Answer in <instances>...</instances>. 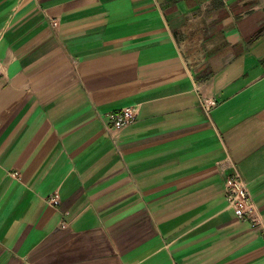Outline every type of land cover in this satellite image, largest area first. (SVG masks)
<instances>
[{"label":"crops","instance_id":"0c3cea01","mask_svg":"<svg viewBox=\"0 0 264 264\" xmlns=\"http://www.w3.org/2000/svg\"><path fill=\"white\" fill-rule=\"evenodd\" d=\"M0 264H264V0H0Z\"/></svg>","mask_w":264,"mask_h":264},{"label":"built area","instance_id":"2783aa9c","mask_svg":"<svg viewBox=\"0 0 264 264\" xmlns=\"http://www.w3.org/2000/svg\"><path fill=\"white\" fill-rule=\"evenodd\" d=\"M213 104V100H204L203 107L207 114ZM137 110V106L131 105L107 112L108 128L119 131L129 125L134 121ZM224 192L228 205L233 209L236 216L245 218L251 224L259 223L256 206L250 196L247 184L235 168L225 178Z\"/></svg>","mask_w":264,"mask_h":264}]
</instances>
